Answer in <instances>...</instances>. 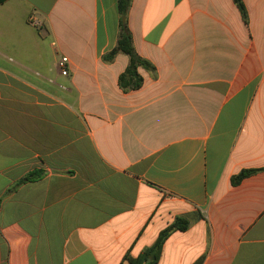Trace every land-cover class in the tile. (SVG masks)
<instances>
[{
	"label": "crops",
	"instance_id": "1",
	"mask_svg": "<svg viewBox=\"0 0 264 264\" xmlns=\"http://www.w3.org/2000/svg\"><path fill=\"white\" fill-rule=\"evenodd\" d=\"M117 1L0 0V264H264V0Z\"/></svg>",
	"mask_w": 264,
	"mask_h": 264
},
{
	"label": "trees",
	"instance_id": "2",
	"mask_svg": "<svg viewBox=\"0 0 264 264\" xmlns=\"http://www.w3.org/2000/svg\"><path fill=\"white\" fill-rule=\"evenodd\" d=\"M235 7L237 8L241 19L244 23L247 22V10L243 3V0H233ZM130 5V0H118L117 1V10L121 17H125L128 7ZM120 33L117 41V45L114 49H112L107 55L103 57V60L110 61L114 57V55L118 52L125 54L129 58V63L125 68L124 72L121 73L118 77V86L123 91L128 90H136L142 84V78L138 74V68L145 69L147 71H152L154 68L150 65L149 62L139 57L132 45L131 34L127 29L125 22L121 21L120 24ZM256 170H244L238 173L236 176H233L231 179V183L233 185L238 184L244 177H247ZM40 177L39 172H33L25 177H23L18 184H22L25 182L35 181ZM188 227V223L185 219L177 218L173 223L168 225L165 229L159 232L154 243L147 248L142 254L137 256L136 258H130L125 256L124 261L127 264H146V261L149 259L150 262L148 264H154L158 260V257L161 252V248L168 238L169 234L172 231H185Z\"/></svg>",
	"mask_w": 264,
	"mask_h": 264
},
{
	"label": "built area",
	"instance_id": "3",
	"mask_svg": "<svg viewBox=\"0 0 264 264\" xmlns=\"http://www.w3.org/2000/svg\"><path fill=\"white\" fill-rule=\"evenodd\" d=\"M68 63V59L66 57H61L58 61H57V68L59 69V72L61 75L63 76H67L68 75V70H67V65Z\"/></svg>",
	"mask_w": 264,
	"mask_h": 264
},
{
	"label": "water",
	"instance_id": "4",
	"mask_svg": "<svg viewBox=\"0 0 264 264\" xmlns=\"http://www.w3.org/2000/svg\"><path fill=\"white\" fill-rule=\"evenodd\" d=\"M121 21L124 22V21H125V18L122 17V18H121ZM149 262H150V260L148 259V260L146 261V264H148Z\"/></svg>",
	"mask_w": 264,
	"mask_h": 264
}]
</instances>
